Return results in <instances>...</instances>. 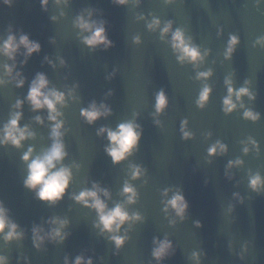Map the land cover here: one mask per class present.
Masks as SVG:
<instances>
[{
  "label": "water",
  "instance_id": "1",
  "mask_svg": "<svg viewBox=\"0 0 264 264\" xmlns=\"http://www.w3.org/2000/svg\"><path fill=\"white\" fill-rule=\"evenodd\" d=\"M85 9H94L97 20L107 21L108 37L114 44L110 50L92 52L78 39L72 21ZM61 11L66 17H60ZM140 14L174 21L197 45L211 50V56L200 68L214 72L207 81L213 95L204 110L195 103L202 87L195 80V71L177 62L159 34L150 33L145 23L137 19ZM53 16L59 17L58 22H53ZM10 29L17 35H29L42 47V52L34 55L26 67L18 69L28 84L42 72L61 91L79 85L76 94L80 101H69L70 107L63 110L71 129L66 137L71 158L66 163L74 160L82 165L72 192L78 193L95 181L110 189V206L122 200L120 190L129 178L128 165L113 166L104 152L107 139L98 137L96 132L102 126L114 129L132 119L133 113H139L137 122L143 126V140L129 163L143 165L148 176L146 182H135L140 200L130 208L139 211L145 222L133 227L130 242L117 253L115 246L94 228V212L69 198L57 207L37 201L23 184L26 166L21 160L22 152L0 147V201L27 233V238L18 244L9 246L0 240V255L7 256L10 264H25V259L30 264H64L66 256L74 260L78 255L92 258L95 264H156L151 256L153 239L167 236L175 245V253L165 264H195L191 260L193 252L201 254L200 264H264V191H252L248 183L250 174L264 176V119L251 123L243 119L242 111L230 116L222 111V100L227 95L224 81L231 76L236 88L251 81L257 99L252 102L245 98L244 103L264 116V46L256 45L257 38L264 37V2L178 0L169 5L164 0H142L139 7H118L113 0H73L68 8L61 9L52 0L45 11L41 0H13L11 6L0 0V39ZM137 35L143 41L139 46L133 43ZM230 35H237L240 44L229 61L224 52ZM45 57L57 67L53 69ZM60 59L67 67L60 66ZM22 61L23 57L18 56L17 63ZM4 63L10 61L0 56V66ZM28 84L24 89L11 84L0 88V126L7 121L15 101L26 97ZM161 89L167 93L169 107L159 117L161 126L157 127L153 113L155 94ZM109 92L113 95L109 96ZM92 101L107 103L113 111L111 117L98 121L94 127L80 115V110ZM23 114L22 123L31 125L37 134L24 150L32 146L39 153L51 143L47 112L34 113L25 104ZM36 115L44 117L45 126L34 122ZM185 119L195 136L187 142L180 131ZM249 137L259 143V155L255 149L244 155L242 141ZM217 141L226 144L229 151L223 157L210 158L208 148ZM237 158L244 161V166L228 172L229 161ZM167 188L182 189L190 206L186 220L177 221L175 227L162 212L161 192ZM235 194L241 199H236ZM55 216L70 221L67 241L62 245L48 243L44 250L37 251L32 243L33 225L47 227L45 222ZM197 222L202 227L197 228Z\"/></svg>",
  "mask_w": 264,
  "mask_h": 264
},
{
  "label": "clouds",
  "instance_id": "2",
  "mask_svg": "<svg viewBox=\"0 0 264 264\" xmlns=\"http://www.w3.org/2000/svg\"><path fill=\"white\" fill-rule=\"evenodd\" d=\"M52 0H41L42 8L47 11ZM73 0H55L58 8H68ZM165 4H174L178 0H164ZM264 2V0H261ZM4 3L11 6L13 0H4ZM142 0H113V4L118 7H139ZM94 9H85L77 15L72 25L78 33V39L90 51L95 52L98 49L104 51L114 47L113 42L108 37L107 21L95 18ZM60 17H66L64 11L60 12ZM59 17L53 16V22H58ZM145 23L150 33H158L161 42L168 44L177 62L183 66H191L195 71V80L201 82L202 87L196 98V106L204 110L211 102L213 89L207 83L214 76L212 69L200 71L207 59L211 56V50L197 45L192 36H190L183 27H176L172 20L162 21L155 14L151 18L140 14L137 17ZM222 30L220 35H222ZM142 38L137 35L133 37V43L137 46L142 44ZM55 43V41H52ZM240 44V38L237 35H230L228 44L224 52V58L231 60ZM256 45L264 46V37L256 40ZM255 46V45H254ZM42 52L39 42L33 41L29 35L21 32L17 35L13 30H9L7 36L0 39V56L6 58L10 63H4L0 68V88H5L9 84L18 89H24L28 84L23 72L19 71L20 67H26L28 61L37 54ZM18 56L23 57L21 64L17 63ZM46 62L55 69L57 67L50 58L45 57ZM61 67H67L63 59L59 60ZM225 87L227 95L222 100V111L225 115L230 116L238 111L243 112V119L251 123H259L264 119L259 112L247 107L244 103L245 98L255 102L257 94L252 90L251 81L246 80L244 85L236 88L233 78H225ZM79 85L61 91L51 84L45 73H37L28 84V92L23 99L18 98L12 105V110L6 122L0 126V147H12L22 152L21 160L26 166V176L23 184L26 189L31 191L37 201L49 207H57L63 203L66 198L71 199L77 205L82 206L95 213L96 220L94 228L101 237H104L115 246L116 252L122 251L130 242L129 233L135 225L145 222V217L139 211H130L131 206L139 203L140 193L135 187V182L145 180L148 176V170L143 166L135 163H129L132 157L139 152L143 140V126L137 121L139 113H133V118L125 120L118 124L114 129L102 126L97 129L96 135L100 138L107 139L104 146L105 154L111 159L113 166L120 167L128 165V179L123 183L120 190L121 201L113 203L110 189L102 186L100 183L93 181L90 187H85L78 193L72 192V186L75 182L76 174L82 171V165L76 161L68 164L70 153L66 143V137L71 129L68 127L64 111L70 107L69 101L78 103L80 98L76 94ZM109 96L113 93L109 92ZM25 104L30 106L34 113L47 112V121L50 125L49 139L50 145L37 153L36 149L29 146L24 150L28 141H34L37 138L36 132L31 125L23 124V109ZM169 107V99L164 89L155 94V110L153 120L157 127L161 126L159 119ZM81 118L84 122L94 127L98 121L107 119L113 115L112 108L104 102L92 101L87 107L80 110ZM34 122L40 126H45V119L41 115H36ZM188 120L181 123V136L184 141L194 140V134L189 130ZM211 134H209L210 136ZM242 151L245 156L251 154L255 149L257 155L260 153V145L254 139L249 137L247 141H242ZM229 149L226 144L217 141L208 148V156L215 158L227 155ZM212 160L209 159L208 163ZM244 166V161L237 158L229 161L227 165L228 172L234 168ZM227 174V173H226ZM249 187L256 193L264 191V176L259 173L249 175ZM236 199H241L239 194H235ZM162 212L166 219H169L170 225L175 227L177 221L184 222L189 211L187 202L182 189L167 188L161 192ZM241 202H243L241 200ZM173 216L175 218H173ZM44 224H34L32 232V243L37 251L44 250L48 243L64 244L70 233V221L67 218L59 216L52 217ZM196 227L202 225L197 222ZM27 238V233L21 226L12 219L11 211L3 201H0V240L5 245L20 243ZM245 251L247 249L245 248ZM175 253V245L170 238L165 236L163 239L156 237L153 239L151 251L152 259L156 264H165ZM201 254L193 252L191 260L195 264H200ZM243 259V256H241ZM0 264H10L7 256L0 255ZM25 264L30 261L25 259ZM64 264H95V261L84 255H78L73 260L65 257Z\"/></svg>",
  "mask_w": 264,
  "mask_h": 264
}]
</instances>
